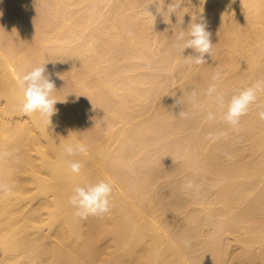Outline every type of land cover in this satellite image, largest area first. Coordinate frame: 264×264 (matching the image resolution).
<instances>
[{
    "label": "bare ground",
    "instance_id": "bare-ground-1",
    "mask_svg": "<svg viewBox=\"0 0 264 264\" xmlns=\"http://www.w3.org/2000/svg\"><path fill=\"white\" fill-rule=\"evenodd\" d=\"M150 2L0 0V181L15 184L0 200V264H264V120L253 106L233 130L203 95L188 119L175 104L217 70L229 99L264 79V0H185L169 16ZM197 13L213 44L198 66L173 47ZM45 60L50 126L10 91ZM81 143L86 154L64 153ZM99 180L113 187L109 213L76 217L73 188Z\"/></svg>",
    "mask_w": 264,
    "mask_h": 264
},
{
    "label": "clouds",
    "instance_id": "clouds-1",
    "mask_svg": "<svg viewBox=\"0 0 264 264\" xmlns=\"http://www.w3.org/2000/svg\"><path fill=\"white\" fill-rule=\"evenodd\" d=\"M185 0H172L171 4L167 5L165 10L164 0H151L145 5V11L152 14L150 7H154L157 13L163 15L164 12L175 14L181 10V5ZM206 22L202 17L192 16V22L189 24L187 30L181 31L175 39L173 47L180 50L183 54L186 49H192L194 55L184 56V63L188 65H203L207 61L205 55L212 57L213 44L210 40V33L206 30ZM52 62L45 60L31 67L30 70L22 71L18 80L10 89L12 94L18 97V103L14 105V109L23 113L26 116L38 114L40 120L47 126L52 123L51 118L57 113L55 108L58 100L54 96V91L57 90L54 81L51 79L53 74L47 73L46 64ZM54 63V62H52ZM212 83L202 92L195 88L183 92V94L176 99L175 104L180 106L181 110L178 114L183 119L190 118V113L184 111L186 105L193 108L200 107V96L203 95L214 105L220 109V121L228 128L236 130L241 118L249 113L253 106L257 109L259 119L264 120V104L258 103L259 94L264 93V79H257L247 88L232 94L228 98V92L224 89L220 81L222 75L219 70L215 71L211 77ZM217 113L213 110H206L203 116L205 123L215 121ZM209 139H214L212 134H209ZM87 146L83 143L76 145H67L64 148V153L69 157H74L87 153ZM9 153L0 152V160L9 157ZM226 158L231 159L230 154H225ZM84 167L82 160H70L68 168L72 173L79 174ZM183 188L191 192L193 195L199 197L202 193L203 186L193 179L185 180ZM15 189L13 182L0 181V200L9 198ZM113 193V187L110 182L99 180L96 183H86L84 185H77L73 188L69 198V204L75 209V216L79 218H87L88 216L103 217L109 213L111 208L110 198Z\"/></svg>",
    "mask_w": 264,
    "mask_h": 264
}]
</instances>
